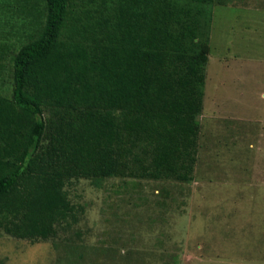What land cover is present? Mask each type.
Wrapping results in <instances>:
<instances>
[{
  "label": "trees",
  "instance_id": "trees-1",
  "mask_svg": "<svg viewBox=\"0 0 264 264\" xmlns=\"http://www.w3.org/2000/svg\"><path fill=\"white\" fill-rule=\"evenodd\" d=\"M226 3L0 2L12 17L19 6L28 31L11 56V93L0 94V237L52 241L73 229L72 181L190 180L213 6Z\"/></svg>",
  "mask_w": 264,
  "mask_h": 264
},
{
  "label": "rangeland",
  "instance_id": "rangeland-1",
  "mask_svg": "<svg viewBox=\"0 0 264 264\" xmlns=\"http://www.w3.org/2000/svg\"><path fill=\"white\" fill-rule=\"evenodd\" d=\"M18 9H0L5 96L28 34ZM208 41L190 180L72 181L79 223L52 241L1 236L0 264H136L138 254L148 264H264V0L215 4Z\"/></svg>",
  "mask_w": 264,
  "mask_h": 264
}]
</instances>
